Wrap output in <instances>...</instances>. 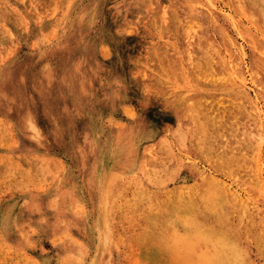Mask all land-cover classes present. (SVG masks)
<instances>
[{"label":"rangeland","instance_id":"obj_1","mask_svg":"<svg viewBox=\"0 0 264 264\" xmlns=\"http://www.w3.org/2000/svg\"><path fill=\"white\" fill-rule=\"evenodd\" d=\"M263 13L0 0V264H264Z\"/></svg>","mask_w":264,"mask_h":264},{"label":"bare ground","instance_id":"obj_2","mask_svg":"<svg viewBox=\"0 0 264 264\" xmlns=\"http://www.w3.org/2000/svg\"><path fill=\"white\" fill-rule=\"evenodd\" d=\"M264 14V13H263ZM255 44V43H254ZM60 49V48H59ZM63 52V51H62ZM78 66V65H77ZM62 70V69H61ZM89 72V71H88ZM7 73V72H6ZM68 75V74H67ZM3 76H5V75H3ZM5 78V77H4ZM3 78V79H4ZM64 78V77H63ZM70 79V78H69ZM2 80V79H1ZM66 80H67V78H66ZM2 81H4V80H2ZM67 83H68V81H67ZM1 85V84H0ZM18 89V88H17ZM16 95H18V93L16 94ZM21 95V94H20ZM21 98H23V97H21ZM23 100V99H22ZM21 100V101H22ZM16 102V101H15ZM15 104V103H14ZM3 107V106H2ZM7 109V108H6ZM20 111V110H19ZM21 114V113H20ZM31 114V113H30ZM22 116V115H21ZM33 124V123H32ZM26 126V125H25ZM34 126V125H33ZM20 127V126H19ZM21 127H22V125H21ZM26 128V127H25ZM58 132H59V130H58ZM61 132V131H60ZM56 133V132H55ZM60 135V134H59ZM209 138V137H208ZM74 140V139H73ZM75 141V140H74ZM76 142V141H75ZM60 144V143H59ZM72 145V144H71ZM76 146V145H75ZM73 147V146H72ZM74 149V148H73ZM80 149V148H79ZM79 152H80V150H79ZM72 157V156H71ZM77 160V159H76Z\"/></svg>","mask_w":264,"mask_h":264}]
</instances>
